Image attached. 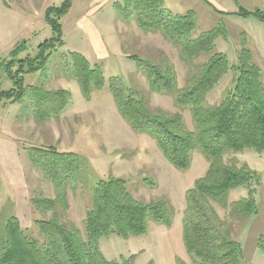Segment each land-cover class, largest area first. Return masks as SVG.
I'll use <instances>...</instances> for the list:
<instances>
[{"label": "trees", "instance_id": "trees-1", "mask_svg": "<svg viewBox=\"0 0 264 264\" xmlns=\"http://www.w3.org/2000/svg\"><path fill=\"white\" fill-rule=\"evenodd\" d=\"M202 2L218 16L253 17L264 23L261 7L251 9L238 3L237 10L228 12L215 8L209 1ZM71 4L72 0H62L58 6L45 8L43 18L52 35L37 46L34 57L17 58L26 45L22 40L8 53V61L0 59V68L11 81L10 88L0 90L2 105L22 104L37 121L59 117L68 105V90H48L44 86L47 77L42 82L26 84L23 73L43 72L46 68L49 72L52 52L63 45L61 19ZM114 5L124 22L134 21L145 33L161 32L177 47L187 66L182 88H178L175 68L166 58L161 57L159 62L136 54L127 58L136 62L146 76L148 92L171 94L180 110H189L192 128H187L181 112L151 108L138 85H130L119 76L106 79L100 64H90L79 52H71L70 61L65 60L60 67L71 74L84 100L107 87L130 129L153 138L163 157L175 168L187 169L195 150L207 161L203 176L185 193L183 242L189 263L177 259V264H243V248L231 232L233 223L239 225L240 230L235 229L239 234L258 214L255 194L262 175L236 155L244 151L264 152L263 74L252 59L246 35L242 34L231 62L226 53L216 49V40L227 37L221 19L211 29L195 34L196 14L191 10L174 13L164 0H119ZM201 56L206 59L196 63ZM228 73L229 86L218 102H209L208 94ZM26 153L32 166L51 181L55 194L30 197L32 211L38 214L33 219V231L21 228L13 213L2 214L0 264H129L106 259L99 247L100 238L115 234L127 239L147 233L151 223L171 224L174 210L167 198H135L126 179L97 177L86 158L77 152L37 145L27 148ZM239 187L246 194L231 201L229 192ZM77 189L87 191L90 198L82 229L67 218V191ZM215 205L224 209L225 216L219 215ZM260 238L264 236L261 234ZM257 245L264 253V244Z\"/></svg>", "mask_w": 264, "mask_h": 264}, {"label": "rangeland", "instance_id": "rangeland-1", "mask_svg": "<svg viewBox=\"0 0 264 264\" xmlns=\"http://www.w3.org/2000/svg\"><path fill=\"white\" fill-rule=\"evenodd\" d=\"M7 1L23 4L25 0ZM48 1L50 3L47 6H58L62 2V0ZM238 1L246 8L252 9L258 6L264 9V0ZM209 2L222 11L230 12L238 8V2L233 0H209ZM164 4L174 13L193 11L197 20L195 34L211 29L217 20L221 19L225 23L227 37L216 40V49L226 53L231 62L240 47V39L244 33L252 59L263 74L264 81V23L253 17L218 16L208 4L201 1L165 0ZM27 8H31L29 3ZM76 10L77 8H73L67 18L61 19L63 45L58 46L52 52L48 62L50 63L49 72L46 68L43 72L23 73L26 84L33 85L42 82L45 77L47 80L44 81V86L48 90L65 89L62 88L63 80L73 83L71 74L61 67L65 60L70 61V53L78 52L85 43L84 39L76 36L70 26L72 13H76ZM102 11L94 14L92 21H95L99 28V36L104 40L109 58L102 62H92V64H100L106 79L110 76H119L130 85H138L147 95L151 108L162 109L169 113L181 112L187 128L191 129L192 121L189 110H180L171 94L148 92L146 76L137 68L136 62L126 56L136 54L155 62H159L161 57L166 58L175 68L178 88H182L186 81L187 66L182 61L177 47L161 32L145 33L136 27L137 25L134 26V21L125 23L118 17L114 4L112 6L109 4ZM9 15L5 12V6L0 0V22L4 20V24L14 25V37L26 42L25 48L19 52L17 58L34 57L37 53V46L52 35L50 27L43 20V15H40V19L34 15L31 21L32 26L28 23L15 26ZM110 15L113 21L117 15L120 19L118 21L124 24H119L120 26L116 27L117 30L114 25L110 29V24L113 22ZM119 40L123 42L122 58L118 57L115 48ZM124 43L125 46L128 45L127 48ZM9 46L6 43L0 46V59L5 58L6 61L10 59ZM205 59L206 56H201L195 62L200 63ZM230 80L231 73H228L208 94L207 100L216 103L221 98L223 90L229 86ZM10 87L11 81L5 71L0 68V90ZM74 88L77 93L79 87L76 82H74ZM68 91L70 94L72 92L70 101L59 117H51L44 121L34 119L31 112L24 110L22 104L4 106L0 103V208L10 207V203L14 204L12 197L13 193H16L18 202L16 215L21 228L35 230L33 219L38 217V214L32 211L29 203L30 197L33 194L52 197L55 191L51 181L44 177L42 171L32 166L26 149L37 145H52L60 151H74L86 158L97 177L105 178L110 175L122 177L127 180L128 188L135 198L148 201L157 197H165L174 210L169 226L151 223L147 233L127 239L115 234L101 237L99 247L106 259L126 261L129 264H177V259L189 263V255L183 242L182 219L185 193L193 186L196 179L203 176L208 165L207 161L199 151L195 150L191 153V161L187 169L175 168L163 157L153 138L130 129L116 110L107 87L93 92L92 113L87 115L78 112L80 107L74 110L71 105L79 98V94L76 95L73 89ZM78 124H80L79 128H77ZM91 125L92 132H88ZM89 133L92 134V138ZM149 181L153 183L151 186L147 184ZM14 187H17L18 192H14ZM67 192L69 204L67 218L75 221L82 229L85 209L90 203L89 193L80 189ZM255 197L256 201H259V196L255 195ZM229 199L232 200V197ZM260 206L261 212L257 215L261 219L264 208ZM215 207L221 217L225 216L222 207L218 205ZM3 212L6 213V211ZM2 213L0 212V221ZM31 219L32 225L28 227ZM235 229L240 230L237 222L233 223L231 232L234 238L238 236ZM261 234L264 235V218L262 221L255 222L254 228L248 232L250 237L245 236L242 242L243 264H264V253L257 245L258 242L264 244V239L260 238Z\"/></svg>", "mask_w": 264, "mask_h": 264}, {"label": "crops", "instance_id": "crops-1", "mask_svg": "<svg viewBox=\"0 0 264 264\" xmlns=\"http://www.w3.org/2000/svg\"><path fill=\"white\" fill-rule=\"evenodd\" d=\"M115 1H119V0H72V4H71L69 11L62 17V18H67L71 14L70 13L71 10L73 8H77L76 13H72L73 17L70 21V26H71L72 30L74 31V33L76 34L77 37L85 40L83 48L78 50V52L80 54H82L88 60V62L90 64H92V62H95V61H101L102 62V61H105V59L109 58V54H108L107 49L105 47L106 45L104 43V40H103V38L101 39V37L99 36V31H98L99 28L95 24L96 22L92 21V16L96 13L103 12L102 10L104 7H107L109 4H111V6H112V4L115 3ZM183 1H187V0H183ZM188 1H201L202 2L203 0H188ZM206 1H209V0H206ZM233 1H237L240 4V2L238 0H233ZM1 2H2L3 6H5V12L10 14L9 16L11 18V21H14L15 26H19L20 24H24V23H28V25L32 26V24H31L32 17L34 15H36V16H38V19H40V15L41 14L43 15L45 8L50 3V1H48V0H25L23 2V4L12 3V2H8L7 0H1ZM28 3L31 6L30 9L27 8ZM96 17L99 18L98 16H96ZM110 19H111V21H113V18L111 17V15H110ZM43 20H44V18H43ZM118 20H120V19H118L117 15H116L114 18V21L110 24V29H112V27L114 25L115 30H117L116 27L119 24H124V22L121 23V21H118ZM133 24H134V26H136L135 23H133ZM123 30H125V29H123ZM62 35H63V28H62ZM14 36H15L14 25H12L11 23L4 24V20H1V22H0V46L4 45L6 43V45L7 44L10 45L8 48V51H10L18 43V41L20 42V39L15 38ZM122 43L123 42L121 40H119V42H117V44L115 46V48L117 50L116 54L120 58H122V56H123V55L121 56V54L123 53ZM124 46H125V43H124ZM127 46L128 45H126L125 48H127ZM127 55H129V54H127ZM126 63H128V61H126ZM64 79H65V77H64ZM74 82H76V81L74 80L73 83H69V81L66 82V80H63L62 88H65L68 90L73 89L74 93H76V90L74 88ZM71 94H72V92H71ZM77 94H79V98L74 100L73 105H71L74 108V110L77 107H80L79 111H78L80 114L85 113L87 115V114L92 113V95H91L89 100H84V98L81 97L82 95L80 93V89H78L76 95ZM115 107H116V105H115ZM116 110H117V108H116ZM79 126H80V124L77 125V128H79ZM88 132H92V125L89 127ZM89 135L92 138V134L89 133ZM260 154H263V155H260ZM236 157L238 158L239 161L246 162L251 169L256 170L257 172H259L262 175V182L257 187L255 195L259 196V201H256L258 208H259L260 204H261L260 207L264 208V178H263V176H264V152L257 153V152H253V151H244L242 153L237 154ZM255 166H258L259 168L255 167ZM14 192H18L17 187H14ZM245 194H246V190L244 188L239 187V188L232 189L229 192V197H232V200H235L241 196H244ZM12 198H13L12 201L14 204L10 203V207L5 206L2 209L0 208L1 209L0 212L1 213L3 211L11 212L17 217V215H16L17 214L16 213L17 212V205H18L17 194L13 193ZM259 212H261L260 208H259L258 213ZM263 212H264V210H263ZM263 218H264V213H263V217L261 219L259 218V215H256L248 221V223L246 224L244 229L237 236V239L240 241L241 246H242V242L245 239V236H248V232L254 228L255 222L256 221H262ZM73 222L75 223V221H73ZM31 225H32V219L28 223V227H30ZM248 237H250V236H248Z\"/></svg>", "mask_w": 264, "mask_h": 264}]
</instances>
